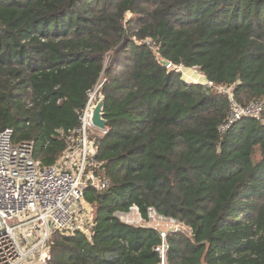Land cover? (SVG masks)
<instances>
[{
  "label": "trees",
  "instance_id": "16d2710c",
  "mask_svg": "<svg viewBox=\"0 0 264 264\" xmlns=\"http://www.w3.org/2000/svg\"><path fill=\"white\" fill-rule=\"evenodd\" d=\"M180 65L264 102V0H0V130L54 163L103 83L110 183L85 190L92 236L56 232L48 264H160V231L116 215L133 205L191 230L168 233L167 264H264V108L222 132L230 95Z\"/></svg>",
  "mask_w": 264,
  "mask_h": 264
},
{
  "label": "built area",
  "instance_id": "2783aa9c",
  "mask_svg": "<svg viewBox=\"0 0 264 264\" xmlns=\"http://www.w3.org/2000/svg\"><path fill=\"white\" fill-rule=\"evenodd\" d=\"M146 42L157 48L151 38ZM180 66L175 68L181 71ZM207 81L206 85L228 93L231 98L222 132L246 117L262 119L263 101L240 104L230 88ZM102 84L89 91L86 105L77 112L79 125L71 131L67 148L54 163L45 164L36 157L34 140L15 141L14 127L0 130V264H48L52 260V238L56 232L81 231L92 236L96 224L95 208L87 201L85 190L91 185L102 191L110 183L107 178L97 175L100 164L95 160L96 138L108 130L98 129L91 122V106L98 100ZM116 215L127 224L158 229L163 243L156 249L161 254L160 264H167V235L182 230L177 225L184 224L159 213L152 206L148 208L146 218L137 205ZM165 223L170 226L165 228Z\"/></svg>",
  "mask_w": 264,
  "mask_h": 264
},
{
  "label": "water",
  "instance_id": "95a60500",
  "mask_svg": "<svg viewBox=\"0 0 264 264\" xmlns=\"http://www.w3.org/2000/svg\"><path fill=\"white\" fill-rule=\"evenodd\" d=\"M161 62L165 66L169 67L172 63L166 58H161ZM91 122L98 129L107 131L109 126V121L105 117V95L102 91L98 94V100L91 106Z\"/></svg>",
  "mask_w": 264,
  "mask_h": 264
},
{
  "label": "rangeland",
  "instance_id": "374dc122",
  "mask_svg": "<svg viewBox=\"0 0 264 264\" xmlns=\"http://www.w3.org/2000/svg\"><path fill=\"white\" fill-rule=\"evenodd\" d=\"M179 67V66H178ZM181 71L183 72V77L186 79V81L191 82H202L204 84H208V81L206 79V76L204 75V73L201 71V69L198 68H184L182 66H180ZM214 91H220L217 88H213ZM94 215H96V210L93 211ZM163 226L165 228H167L168 226H170L168 223L163 224ZM177 226L180 227V229L186 231L187 233L190 234V231L187 227H184V225L178 224Z\"/></svg>",
  "mask_w": 264,
  "mask_h": 264
},
{
  "label": "bare ground",
  "instance_id": "6f19581e",
  "mask_svg": "<svg viewBox=\"0 0 264 264\" xmlns=\"http://www.w3.org/2000/svg\"><path fill=\"white\" fill-rule=\"evenodd\" d=\"M188 69V68H187Z\"/></svg>",
  "mask_w": 264,
  "mask_h": 264
}]
</instances>
